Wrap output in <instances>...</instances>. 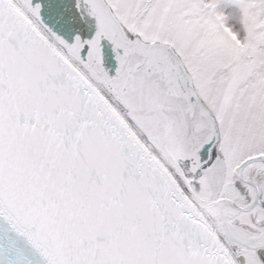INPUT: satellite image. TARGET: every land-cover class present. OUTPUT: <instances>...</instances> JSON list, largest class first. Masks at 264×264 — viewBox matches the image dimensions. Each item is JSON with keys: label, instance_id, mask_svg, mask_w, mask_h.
I'll list each match as a JSON object with an SVG mask.
<instances>
[{"label": "snow or ice", "instance_id": "1", "mask_svg": "<svg viewBox=\"0 0 264 264\" xmlns=\"http://www.w3.org/2000/svg\"><path fill=\"white\" fill-rule=\"evenodd\" d=\"M0 264H264V0H0Z\"/></svg>", "mask_w": 264, "mask_h": 264}]
</instances>
